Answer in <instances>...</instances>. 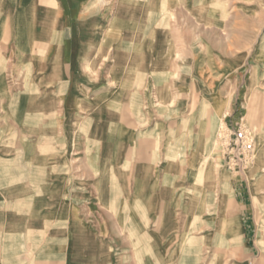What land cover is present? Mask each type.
Segmentation results:
<instances>
[{
  "label": "rangeland",
  "instance_id": "obj_1",
  "mask_svg": "<svg viewBox=\"0 0 264 264\" xmlns=\"http://www.w3.org/2000/svg\"><path fill=\"white\" fill-rule=\"evenodd\" d=\"M117 3L95 2V25L64 34L65 45L73 41L77 49L65 47L61 54L37 49L30 55L27 49L0 50V76L12 103L38 126V113L23 110L47 99L49 124L63 126L61 135L60 129H49L48 136L63 137L64 152L70 153L48 165L81 171L73 178L81 200L82 186L101 180L155 187L141 205L148 217L144 232L153 235L141 263L256 264L264 252V0H253L249 9L240 2L235 31L199 32L191 26L182 34L163 33L160 49L147 50L154 51L152 58L137 62L132 49L122 65L118 50L105 57L98 48L123 39L112 30ZM176 40L179 46L164 50V63L155 64L156 50ZM40 76L49 78L47 86ZM83 76L100 77L87 81ZM92 84L94 102L92 95L86 97ZM114 101L126 110L111 106ZM4 118L0 113L1 122ZM24 136L36 134L27 129L20 139ZM78 143L80 160L71 157ZM60 179L64 183L66 177ZM168 200L176 203L170 226L158 224L161 208L150 210ZM127 201L132 210L140 207ZM241 201L248 210L239 209ZM241 216L250 217L249 244L242 237ZM39 245L23 234L14 239L7 225H0V264H35Z\"/></svg>",
  "mask_w": 264,
  "mask_h": 264
},
{
  "label": "crops",
  "instance_id": "obj_2",
  "mask_svg": "<svg viewBox=\"0 0 264 264\" xmlns=\"http://www.w3.org/2000/svg\"><path fill=\"white\" fill-rule=\"evenodd\" d=\"M97 1L102 0H0V50L27 49L30 55L37 49H56L57 54H61L65 47L79 48L73 41L65 45L64 34L85 32V27L91 29L98 16L94 11ZM241 1L248 3L244 5L248 9L252 6L250 2L253 0H118L112 30L124 34L123 39L113 41L115 45L111 42L99 46V53L104 52L107 57L115 55L112 49L118 50V61L122 65L128 59L127 51L134 49L136 61L144 63V57L150 59L154 54V51L149 54L147 50L160 49L163 33L182 34L191 26L198 28L199 32L223 31L230 27L235 31L234 27L240 26L238 11ZM9 32L17 34L10 36ZM177 40L175 45L165 44L161 51L156 50L155 64L164 63L161 61L162 53L167 48L179 46ZM180 46L183 47L182 44ZM95 47L97 45L88 48ZM83 77L87 81H96L100 76ZM72 78L77 80L78 76ZM109 78L111 76L106 80L112 79ZM4 79L5 76H0V113L5 114L2 122L0 120V128L3 127V132L0 130V225L6 224L9 236L14 239L23 234L26 240L40 242L39 250L34 251L37 257L35 264H143L139 258L145 242L153 235L144 232L148 217H144L141 205L146 198L145 193L154 192L155 187L131 185L127 181L115 185L111 180L108 183L101 180L94 185L82 186L85 195L81 200L80 190L74 182L77 180L73 179L79 177L81 171L65 172L58 166L48 165V161H63L66 155H70L64 152L63 137L53 140L48 136L49 129H60L61 135L62 122L49 124L47 99H41L23 110L27 115L38 113V126L30 124L31 115L23 116L22 125V110L12 103ZM48 79L40 76L41 85L47 86ZM95 87L96 84L88 86V99L91 95L94 97ZM110 93L107 91L106 94ZM123 95L121 92L119 96ZM95 100L92 98L93 102ZM114 104L121 111L125 109L115 101L111 106ZM27 129H32L36 136L20 139V134ZM79 144L76 145V153L71 155L76 160H80ZM86 172L89 176V170ZM85 175L82 174L83 177ZM64 177L63 183L60 178ZM163 193H169V190ZM131 199L140 207L135 210L129 208L127 200ZM174 204L168 200L161 207L156 204L150 207L151 211L161 208L158 224H172ZM239 204V209L248 210L245 201ZM240 219L242 237L249 244L252 232L250 217L241 216ZM23 229L26 231L20 233ZM157 262L155 264H159V260ZM256 264H264V252L258 255Z\"/></svg>",
  "mask_w": 264,
  "mask_h": 264
},
{
  "label": "bare ground",
  "instance_id": "obj_3",
  "mask_svg": "<svg viewBox=\"0 0 264 264\" xmlns=\"http://www.w3.org/2000/svg\"><path fill=\"white\" fill-rule=\"evenodd\" d=\"M154 17H155V15H154ZM150 20H151V19H150ZM151 21H152V20H151ZM151 21H150V23H151ZM161 65H163V64H161ZM2 66H3V65H2ZM50 127H51V126H50ZM46 141H47V139H46ZM40 149H41V148H40ZM40 149L38 150L39 152H40ZM43 152H44V151H43ZM41 153H42V151H41ZM56 154H57V153H56ZM37 168H38V167H37ZM45 168H46V167H45ZM38 169H40V168H38ZM52 171H53V170H52ZM2 172H3V171H2ZM41 172H42V171H41ZM44 172H45V171H44ZM44 172H43V173H44ZM53 173H54V172H53ZM55 174H56V173H55ZM3 175H4V174H3ZM20 175H21V174H20ZM46 175H47V174H46ZM41 176L43 177V174H42ZM41 176H40V177H41ZM0 177H1V176H0ZM30 177H31V176H30ZM38 177H39V176H38ZM42 177H41V178H42ZM6 178H7V177H6ZM18 178H19V177H18ZM35 178H36V177H35ZM43 178H44V177H43ZM2 181H3V180H2ZM28 181H29V180H28ZM21 182H22V181H21ZM24 182H25V181H24ZM36 182H38V181H36ZM18 184H19V183H18ZM37 184H39V183H37ZM37 184H36V186H37ZM32 185H33V184H32ZM33 186H35V185H33ZM38 189L41 190V188H38ZM36 190H37V189H36ZM40 190H39V191H40ZM39 193H40V192H38V194H39ZM42 193H43V192H42ZM36 194H37V193H36ZM199 194H200V192H199ZM41 195H42V194H41ZM201 195H202V193H201ZM31 196H32V195H31ZM33 200H34V199H33ZM31 203H32V202H31ZM31 203H30V204H31ZM206 207H208V206H206ZM24 213H25V212H24ZM207 213H208V212H207ZM48 264H49V263H48Z\"/></svg>",
  "mask_w": 264,
  "mask_h": 264
}]
</instances>
